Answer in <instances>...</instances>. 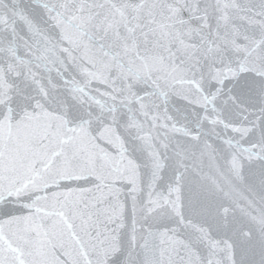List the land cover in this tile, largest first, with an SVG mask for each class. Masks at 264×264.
<instances>
[{"label":"snow or ice","instance_id":"snow-or-ice-1","mask_svg":"<svg viewBox=\"0 0 264 264\" xmlns=\"http://www.w3.org/2000/svg\"><path fill=\"white\" fill-rule=\"evenodd\" d=\"M0 264H264V0H0Z\"/></svg>","mask_w":264,"mask_h":264}]
</instances>
